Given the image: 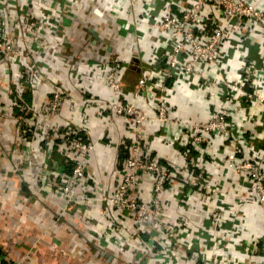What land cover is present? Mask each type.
I'll list each match as a JSON object with an SVG mask.
<instances>
[{
  "label": "crops",
  "instance_id": "obj_1",
  "mask_svg": "<svg viewBox=\"0 0 264 264\" xmlns=\"http://www.w3.org/2000/svg\"><path fill=\"white\" fill-rule=\"evenodd\" d=\"M9 1L28 7L47 28L58 25L66 32L55 39L46 29L38 38L34 27L22 19L8 25L23 54L28 47L40 48L39 58L29 64L35 74L27 70L28 59L17 63L0 52L3 95L5 101L14 102L11 108L5 106L10 119L0 130L1 258L10 264H264V210L236 205L234 191L248 185L243 176L224 166L227 156L246 157L264 166V116L250 104L240 107L235 99L241 93L224 99L220 88H191L181 82L167 85L178 121L190 120L192 113L207 118L227 110L239 136L237 153L228 136L213 135L201 146L186 149L172 143L178 132L175 126L163 138L153 137L157 123L143 124V153L157 159L174 178L161 198L172 219L182 221L178 227L186 250L180 257L170 243L157 244L158 231L134 227L113 213L99 194L114 193L124 174L132 127L123 118L108 122L109 93L101 71L95 67L90 75L74 71L88 58L121 65L129 62L120 77L125 92L130 93L151 64L139 55H155L158 48L166 47L160 37L166 38L167 33L153 24L169 11L167 0L135 4L130 0H34L33 7L32 0ZM1 2L0 31L8 30ZM205 16L211 23L222 20L215 5L206 7ZM90 30L101 43H92ZM4 36L0 34V40ZM221 52L225 65H207V77L216 81L218 69L225 68L227 79L238 80L241 71L258 68L264 61V48L251 31L247 39L233 36ZM251 80L264 88L263 75H252ZM51 83L65 88L67 97L49 133L58 136L63 129L79 126L95 143L88 161L90 192L78 194L70 204L58 189L67 184L70 157L58 140L45 137ZM137 106L150 118L154 115L152 98L138 100ZM36 122L37 134L32 131ZM23 126L27 135L20 133ZM190 183L196 184V190L188 188ZM149 186L150 179L143 178L138 193L145 198Z\"/></svg>",
  "mask_w": 264,
  "mask_h": 264
},
{
  "label": "built area",
  "instance_id": "obj_2",
  "mask_svg": "<svg viewBox=\"0 0 264 264\" xmlns=\"http://www.w3.org/2000/svg\"><path fill=\"white\" fill-rule=\"evenodd\" d=\"M1 1L2 9L7 16L5 24L7 28L16 20L22 19L34 27V33L38 38L45 35L46 29L55 39L63 36V28L58 25L47 28V23L42 22L33 12H29L28 7H18L16 3H13L14 1ZM137 1L130 0L132 4ZM34 3L35 1L32 0L30 3L32 7ZM166 5L169 11L153 24L154 28L167 33L166 38L159 39L161 44L166 43V47L158 48V53L155 55L147 56L145 53L139 55V58L147 57L151 64L148 72L137 81L130 93L125 92L120 77V71L125 70L129 62L121 65L110 59L88 58L84 64L75 69L74 73L90 75L94 67L97 71H101L109 93V101L106 104L111 111V116L108 122L112 123L116 119L123 118L132 127V138L123 161L124 174L118 181L114 193L111 195L99 193L102 200L113 213L129 221L139 230L158 231L157 244L170 243L173 253L180 257L186 250L178 227L182 221L172 219L161 198L165 189L174 183V178L157 159L149 158L143 153L145 142L143 124L149 120L157 123L159 127L153 137L161 135L163 138L166 135L165 131L175 126L178 132L172 143L186 149L201 146L208 137L213 135L228 136L234 146V153H237L239 136L228 120L229 112L223 109L207 118H201L198 114L192 113L190 120L178 121L174 117L175 109L170 101L167 83L181 82L191 88H220L225 91L222 95L224 99L241 93L240 97L235 99L239 106L249 108L250 104L264 116V88L261 85L254 86L251 80V76L255 74L264 76V61L258 68L250 66L241 71L238 80L227 79L225 68L218 69L220 78L217 81L206 75L208 64L225 65L221 47L233 36L239 37L240 40L247 39L251 31L258 37L264 48V0H167ZM208 5L218 7L221 21L211 23L205 16ZM249 26H251L250 29ZM4 30L5 27L0 31V34L6 35L0 40V52L11 55L17 63L28 59L27 70L35 74L36 72L29 64L39 58L40 48L28 47L23 54L18 40L9 28ZM4 87L5 83L0 80V130L4 122L10 119L5 106L11 108L14 104L10 100L5 101ZM153 89L154 93L151 92ZM66 97L65 88L56 83L50 84L45 106L48 119V133L45 137L58 140L70 157L67 184L58 186V189L64 193L67 203L70 204L78 194L90 192L88 161L95 143L88 139L87 134L79 126L63 129L58 136L49 133L53 123L60 117L61 107ZM151 98L154 100L152 118L137 106L138 100L147 102ZM32 126H34L33 133L40 132V129H35L38 126L37 122ZM20 133L27 135L24 126L20 128ZM228 166L237 175L243 176L248 185L246 189L240 187L234 191L236 205L259 206L264 210V166L258 162H251L246 157L239 160L229 158ZM40 174H44V171L41 170ZM145 177L150 179V186L144 198L138 191ZM188 188L196 190V184L190 183ZM217 240L218 243L224 244V240Z\"/></svg>",
  "mask_w": 264,
  "mask_h": 264
},
{
  "label": "rangeland",
  "instance_id": "obj_3",
  "mask_svg": "<svg viewBox=\"0 0 264 264\" xmlns=\"http://www.w3.org/2000/svg\"><path fill=\"white\" fill-rule=\"evenodd\" d=\"M64 31L62 32V34H65V32H66V29L64 28L63 29ZM72 42H73V39L71 40V43L69 42L68 44H72ZM87 45H84V49H85V47H86ZM66 48H68L67 50H69V46H67ZM125 86V85H124ZM221 153L223 154V155H226L225 153H224V150H221ZM226 161H227V165L225 164L224 166L226 167H229L228 165H229V156H227L226 157ZM229 169H231V168H229ZM232 170V169H231Z\"/></svg>",
  "mask_w": 264,
  "mask_h": 264
},
{
  "label": "water",
  "instance_id": "obj_4",
  "mask_svg": "<svg viewBox=\"0 0 264 264\" xmlns=\"http://www.w3.org/2000/svg\"><path fill=\"white\" fill-rule=\"evenodd\" d=\"M89 32L92 35V38H93V42L92 43L93 44H96V42L100 41L98 35L93 30H90ZM107 50L110 51L109 49H107Z\"/></svg>",
  "mask_w": 264,
  "mask_h": 264
},
{
  "label": "trees",
  "instance_id": "obj_5",
  "mask_svg": "<svg viewBox=\"0 0 264 264\" xmlns=\"http://www.w3.org/2000/svg\"><path fill=\"white\" fill-rule=\"evenodd\" d=\"M168 84H169V83H167V85H168ZM1 257H3V255H2V252L0 251V264H10V263L4 261Z\"/></svg>",
  "mask_w": 264,
  "mask_h": 264
}]
</instances>
